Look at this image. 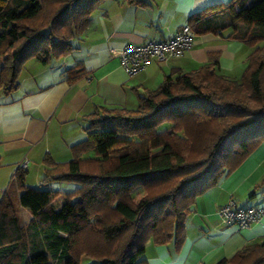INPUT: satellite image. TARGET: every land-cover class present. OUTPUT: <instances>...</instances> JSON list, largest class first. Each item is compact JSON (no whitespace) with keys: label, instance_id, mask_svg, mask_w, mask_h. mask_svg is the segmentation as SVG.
Listing matches in <instances>:
<instances>
[{"label":"trees","instance_id":"obj_1","mask_svg":"<svg viewBox=\"0 0 264 264\" xmlns=\"http://www.w3.org/2000/svg\"><path fill=\"white\" fill-rule=\"evenodd\" d=\"M102 1L0 0V89L17 88L26 60L47 64L70 53ZM236 22L257 27L238 35L253 47L239 78L220 72L216 59L172 71L139 93L134 108L95 106L69 160L43 157L41 182L71 181L73 191L26 186L24 169H16L0 199V264H80L83 256L90 264H148L149 240L182 245L197 197L264 140V0L208 5L187 24L196 34ZM262 187L264 175L250 196ZM139 188L144 194L135 200ZM14 189L30 213L26 223L11 200ZM215 264H264V240Z\"/></svg>","mask_w":264,"mask_h":264},{"label":"crops","instance_id":"obj_2","mask_svg":"<svg viewBox=\"0 0 264 264\" xmlns=\"http://www.w3.org/2000/svg\"><path fill=\"white\" fill-rule=\"evenodd\" d=\"M226 1L146 0L138 4L104 0L92 11L88 26L72 39L70 53L51 58L47 64L35 58L26 60L18 74L17 88L10 92L0 89V169L9 166L6 176H0L1 194L24 156L32 154L31 161H40V175L44 173L45 155L56 162L69 160L71 145L86 137L85 116L95 106L134 108L137 95L144 89L156 88L165 74L178 69L192 71L212 59L217 60L220 72L239 78L253 47L238 35L257 30L241 22H236L235 28L196 33L192 46L181 57L152 60L133 75H128L119 60V51L125 44L167 38L188 23L194 12ZM29 164L28 161L24 169ZM263 175L264 140L240 166L197 197L178 249L172 242L146 243L147 263L215 264L245 245L263 241L264 215L260 221L238 228L223 223L217 214L229 199L241 206L264 205V187L250 196ZM18 195L19 190L14 189L11 200L15 197L18 203ZM21 210L25 211L24 207Z\"/></svg>","mask_w":264,"mask_h":264},{"label":"built area","instance_id":"obj_3","mask_svg":"<svg viewBox=\"0 0 264 264\" xmlns=\"http://www.w3.org/2000/svg\"><path fill=\"white\" fill-rule=\"evenodd\" d=\"M194 35L193 30L186 23L167 38L125 44L119 51L120 64L128 75H133L152 60L162 62L179 58L192 46ZM25 165V162H22L18 167L24 168ZM217 214L223 223L245 228L261 220L264 215V205L241 206L233 199H229L218 208Z\"/></svg>","mask_w":264,"mask_h":264},{"label":"rangeland","instance_id":"obj_4","mask_svg":"<svg viewBox=\"0 0 264 264\" xmlns=\"http://www.w3.org/2000/svg\"><path fill=\"white\" fill-rule=\"evenodd\" d=\"M169 124L165 123L164 125L160 126V129L163 127H167ZM71 155V154H70ZM89 155H93V152L90 150L86 153V156ZM33 155L31 154L30 157H26L24 156L20 163L25 162V167H27L28 161L30 162L29 167L26 169H24V178H23V182L24 184H26L27 186L30 187H36V188H49V189H53V190H57L60 189L64 192H70L73 191L75 189V184L71 181H65V180H61V181H52V182H48L46 184L41 182V177L44 175V173H42V175H40L39 173V165L37 164L40 161H36V160H32ZM43 162V159H42ZM44 165V164H43ZM43 170V169H42ZM9 171V166L4 165L1 167L0 169V176H6L7 172ZM44 172V170H43ZM2 191L0 189V199L2 196ZM144 194L143 189L139 188L138 190H136L133 193V197L135 200H138L142 195ZM13 200V204L16 208V212L18 214V216L20 217L21 221L23 223H26L30 217V214L27 212V208L24 207L25 211H22L21 208L22 206H20L17 203V200L15 199V197L12 199ZM92 262V259L88 258V257H81L80 259V264H90ZM48 264H59L58 261L54 260V259H49Z\"/></svg>","mask_w":264,"mask_h":264}]
</instances>
